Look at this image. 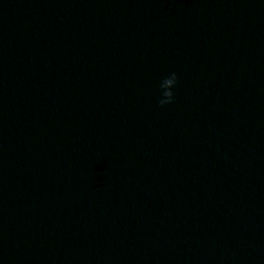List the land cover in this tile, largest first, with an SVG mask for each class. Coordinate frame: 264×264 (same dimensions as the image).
Instances as JSON below:
<instances>
[{
	"label": "clouds",
	"instance_id": "9594fccd",
	"mask_svg": "<svg viewBox=\"0 0 264 264\" xmlns=\"http://www.w3.org/2000/svg\"><path fill=\"white\" fill-rule=\"evenodd\" d=\"M178 76L175 72L164 77L159 83L160 98L158 104L160 107L174 103L175 94L173 88L177 85Z\"/></svg>",
	"mask_w": 264,
	"mask_h": 264
}]
</instances>
